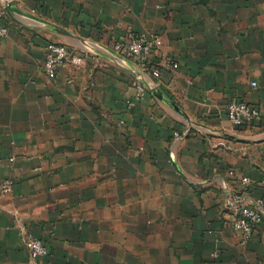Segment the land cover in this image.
Here are the masks:
<instances>
[{"label":"crops","instance_id":"0c3cea01","mask_svg":"<svg viewBox=\"0 0 264 264\" xmlns=\"http://www.w3.org/2000/svg\"><path fill=\"white\" fill-rule=\"evenodd\" d=\"M6 6L0 182L13 184L0 196V264L27 262V234L47 246L40 264H264V220L246 241L231 226L235 193L264 210V0ZM143 32L162 38L159 77L113 50ZM52 42L84 62L49 78ZM238 102L261 120L233 126Z\"/></svg>","mask_w":264,"mask_h":264},{"label":"built area","instance_id":"2783aa9c","mask_svg":"<svg viewBox=\"0 0 264 264\" xmlns=\"http://www.w3.org/2000/svg\"><path fill=\"white\" fill-rule=\"evenodd\" d=\"M0 4V36L8 33V26L4 22L7 15V0H2ZM162 47V38L159 34L143 32L132 34L126 38L117 40L113 45V50L124 57L133 59L143 72H149L155 77L161 75L162 68L158 63L151 61L152 56L160 54ZM48 54L44 63V70L49 78L55 77L58 68L67 63L80 65L84 62L81 54H76L60 43H49ZM163 64L172 68H178V62L171 56H163ZM253 86L257 82H252ZM136 99L143 98L147 86L143 82L136 84ZM227 116L233 126H252L261 120V110L246 102L230 103L227 107ZM243 185L247 186L251 183L250 178L244 177ZM12 180H3L0 182V196L9 193L12 189ZM231 203L236 207V213L232 220L231 226L234 230L239 231L243 235L244 241L250 239L255 228L264 220V210L262 209L263 200L258 199L254 205L244 203V195L241 192L235 193L231 199ZM25 245L29 250V258L25 264H40L39 259L48 254V249L42 239L27 234Z\"/></svg>","mask_w":264,"mask_h":264},{"label":"water","instance_id":"95a60500","mask_svg":"<svg viewBox=\"0 0 264 264\" xmlns=\"http://www.w3.org/2000/svg\"><path fill=\"white\" fill-rule=\"evenodd\" d=\"M7 9H8V7H7Z\"/></svg>","mask_w":264,"mask_h":264}]
</instances>
